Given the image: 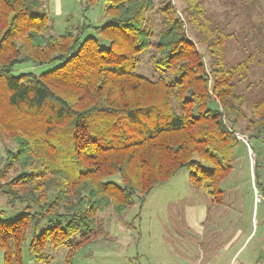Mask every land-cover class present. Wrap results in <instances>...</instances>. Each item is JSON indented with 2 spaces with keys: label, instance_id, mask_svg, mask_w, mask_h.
<instances>
[{
  "label": "trees",
  "instance_id": "trees-1",
  "mask_svg": "<svg viewBox=\"0 0 264 264\" xmlns=\"http://www.w3.org/2000/svg\"><path fill=\"white\" fill-rule=\"evenodd\" d=\"M100 2L99 25L53 34L44 0H0V140L14 145L0 156V194L9 207L28 204L0 221L3 264H24L29 236L38 262L50 263L47 247H66L70 263L105 233L102 213L142 207L185 169L197 190L222 199L238 133L264 132V81H250L264 37L252 30L241 40L231 29L237 15L217 18L203 0L183 9L172 0H86L85 11ZM241 7L250 19L251 7ZM88 29L101 39L84 37ZM231 40L245 53L234 63ZM146 52L155 77L137 72ZM21 64L53 68L16 75Z\"/></svg>",
  "mask_w": 264,
  "mask_h": 264
},
{
  "label": "rangeland",
  "instance_id": "rangeland-1",
  "mask_svg": "<svg viewBox=\"0 0 264 264\" xmlns=\"http://www.w3.org/2000/svg\"><path fill=\"white\" fill-rule=\"evenodd\" d=\"M172 1L179 9L185 7L184 0ZM203 1L209 13L217 18H226V13L231 17L237 15L231 20V29L241 40L240 33H251L252 30L263 39L264 0H232L231 5L227 0ZM44 2L53 34L76 32L84 24L97 26L104 15L102 2L88 11L84 9L85 0ZM233 5L235 9H232ZM241 6L251 7L250 19L246 18L248 11ZM155 8L149 15L158 28L159 15ZM85 32L84 37L101 39L92 29ZM239 45L236 40L228 42L227 60L230 63L244 57ZM200 48L204 52L203 46ZM260 59L261 63L254 65L250 81H264V56ZM52 68L53 65L21 64L14 73L41 74ZM137 72L156 76L148 52L141 55ZM241 135L238 133L239 140L234 149L233 169L220 184L222 199L217 200L206 191L197 190L188 171L182 170L173 179L156 187L142 207L137 203L120 217L112 208L102 213L100 218L105 233L76 249L70 263L66 260L69 248L54 250L47 247L49 264H264V132L258 138L244 132ZM9 148H14L10 141L0 140L1 157H5ZM27 207L25 201L17 203L14 208L9 207L5 196L0 194V221L16 220ZM190 207L196 210L198 226H191L187 221ZM45 227L46 223L42 229ZM30 239L31 236L23 248L24 264H43L30 254ZM0 264H3L1 250Z\"/></svg>",
  "mask_w": 264,
  "mask_h": 264
},
{
  "label": "crops",
  "instance_id": "crops-1",
  "mask_svg": "<svg viewBox=\"0 0 264 264\" xmlns=\"http://www.w3.org/2000/svg\"><path fill=\"white\" fill-rule=\"evenodd\" d=\"M187 221L188 223L191 225V226H198L197 225V221H196V210L193 209V208H189V215H188V218H187ZM238 252H236L237 254ZM235 254V256H236ZM234 257V256H233Z\"/></svg>",
  "mask_w": 264,
  "mask_h": 264
},
{
  "label": "built area",
  "instance_id": "built-area-1",
  "mask_svg": "<svg viewBox=\"0 0 264 264\" xmlns=\"http://www.w3.org/2000/svg\"><path fill=\"white\" fill-rule=\"evenodd\" d=\"M86 1V0H85Z\"/></svg>",
  "mask_w": 264,
  "mask_h": 264
}]
</instances>
